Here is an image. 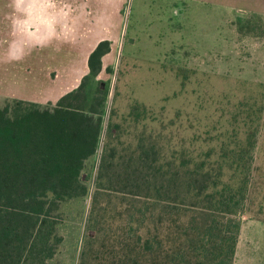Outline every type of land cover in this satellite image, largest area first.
<instances>
[{"label": "rangeland", "instance_id": "1", "mask_svg": "<svg viewBox=\"0 0 264 264\" xmlns=\"http://www.w3.org/2000/svg\"><path fill=\"white\" fill-rule=\"evenodd\" d=\"M8 1L0 0V107L12 99L50 106L72 92L67 103L86 97L90 115L102 119L81 174L87 193L61 205L63 241L47 264H117L132 256L136 188L104 189L102 162L129 175L140 150L154 149L150 158L159 153L161 160L217 154L233 146L232 134L243 137L250 108L262 128L233 264H264V0H99L97 8L89 0L94 23L85 30L93 39L85 42L88 55L75 56L80 42L37 41ZM104 24L106 39L98 42ZM100 42L108 51L90 76L88 56ZM133 103L147 113L135 117Z\"/></svg>", "mask_w": 264, "mask_h": 264}, {"label": "trees", "instance_id": "2", "mask_svg": "<svg viewBox=\"0 0 264 264\" xmlns=\"http://www.w3.org/2000/svg\"><path fill=\"white\" fill-rule=\"evenodd\" d=\"M107 51L100 42L90 53L88 75L101 70ZM69 95L45 107L21 99L0 107V264H47L63 241L61 205L87 193L81 174L98 147L102 119L90 115L86 97L72 104ZM130 110L135 117L148 111L139 103ZM251 110L241 119L243 137L232 134L233 146L217 154L161 160L159 153L150 158L154 149L140 150L129 175L126 167L100 164L104 189L136 188L132 256L117 264H233L262 128Z\"/></svg>", "mask_w": 264, "mask_h": 264}, {"label": "crops", "instance_id": "3", "mask_svg": "<svg viewBox=\"0 0 264 264\" xmlns=\"http://www.w3.org/2000/svg\"><path fill=\"white\" fill-rule=\"evenodd\" d=\"M89 3V0H10L7 2L6 7L17 10L23 16V23H26L30 29L34 28V30L30 32L31 36L37 41H63L65 43L73 41L80 42V45H77V53L72 54L75 56L82 52L84 54L85 51L88 55V47L85 45V42L93 39V36L90 37L89 35L93 33L92 29L85 30V26L90 25V23H94L91 21L87 11L85 12V10L91 7ZM105 3L106 0H104L102 4L105 5ZM95 7H100L99 0L97 1ZM100 17L101 13L97 16V18L94 16L95 19H100ZM75 26H77V28H75ZM96 32L97 36L94 39L98 40V42L106 39V36H101V34L104 35L106 32L105 24L98 26ZM74 46L75 45L73 44L71 45V50ZM22 50L23 48L21 51ZM29 50L31 49L29 48ZM29 50L26 48L24 49V52ZM48 51L51 52L53 50L49 48ZM36 103L39 102L37 101Z\"/></svg>", "mask_w": 264, "mask_h": 264}, {"label": "flooded vegetation", "instance_id": "4", "mask_svg": "<svg viewBox=\"0 0 264 264\" xmlns=\"http://www.w3.org/2000/svg\"><path fill=\"white\" fill-rule=\"evenodd\" d=\"M90 55V54H89ZM89 57V56H88ZM102 85V84H101Z\"/></svg>", "mask_w": 264, "mask_h": 264}]
</instances>
